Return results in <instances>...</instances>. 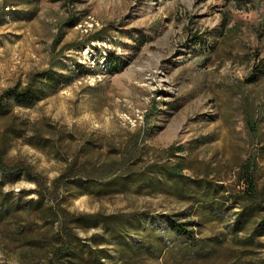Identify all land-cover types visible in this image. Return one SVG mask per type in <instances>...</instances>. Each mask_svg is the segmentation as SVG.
<instances>
[{
    "label": "rangeland",
    "instance_id": "rangeland-1",
    "mask_svg": "<svg viewBox=\"0 0 264 264\" xmlns=\"http://www.w3.org/2000/svg\"><path fill=\"white\" fill-rule=\"evenodd\" d=\"M31 79L42 97L0 116L8 164L31 172L0 173V264H62L69 234L70 264H264L261 214L239 217L248 160L264 192V0H0V94ZM177 157L220 188L213 201L55 180L71 163L87 183L111 160L125 172ZM94 213L114 215L121 235L82 217ZM191 220L212 248L174 230Z\"/></svg>",
    "mask_w": 264,
    "mask_h": 264
},
{
    "label": "trees",
    "instance_id": "trees-1",
    "mask_svg": "<svg viewBox=\"0 0 264 264\" xmlns=\"http://www.w3.org/2000/svg\"><path fill=\"white\" fill-rule=\"evenodd\" d=\"M250 1L251 0H241V5H245ZM43 75L49 76L51 73L46 70L38 73V75L35 74L33 77L38 78L36 83L43 81ZM42 95L43 89L39 85H36L33 79L25 85L16 84L9 87L0 94V116L11 113L16 105L28 107L39 100ZM249 123L254 129H257V126L254 125L252 119H250ZM141 138L142 137L140 135L135 137L136 142ZM181 148L182 146L172 144L169 146L168 151L172 156H176L178 150ZM134 153L131 151L129 155L124 154L123 156H131ZM254 161L255 158L248 160L243 165V172L246 177L245 181L247 185L242 191V196L240 195L244 201V205L239 212V217L240 220H243L244 222H248L250 220L255 221L256 214L260 213V222H258L254 227V234H256L258 232H264V212H262V210L264 211V192L257 186ZM119 165H121L120 162H115L114 160L105 162L99 166L95 165L93 168H90L92 175L87 174L85 176L89 180V182L86 183L84 182V177H79L75 174L76 165L71 163L55 180L60 181L63 179L70 181L72 177H77V186L81 187L84 192L88 191L94 194H106L113 192L114 190L120 191L123 187L130 183L148 185L150 187H157V185L162 184L163 186L172 189V191L179 195L180 198L189 201L196 200L199 203L213 201L216 194L220 191L218 186L213 185L208 180L203 178H192L185 174L184 171L187 165L185 160L182 158L177 157L174 162L148 164L142 169H130L125 172H122L123 168H120ZM84 169V171H87L89 168L84 167ZM21 171L28 170L22 165L12 170L4 156L3 149L0 146V173L14 174ZM38 182L42 184V180L40 178H38ZM85 186H88L89 188H85ZM2 199L0 200L1 203L7 201L6 196ZM54 213L57 214L56 212ZM82 217L86 221L101 222L110 229H113L118 235H121L122 227L119 226L120 222H115L116 218L114 215L94 213ZM188 225H194V221L191 220L184 223L176 222L173 226L176 232L188 234L191 237V247L200 249L204 246H209L212 248L213 242L201 241L200 239H197L195 231L193 228L189 230L187 228ZM74 239L75 236L70 234L67 235V237H65L54 250L56 258L62 264H70L73 262V259L78 253L79 246L74 244ZM151 245L148 244L146 248L150 249L152 247ZM203 251L209 252L210 249H205Z\"/></svg>",
    "mask_w": 264,
    "mask_h": 264
}]
</instances>
